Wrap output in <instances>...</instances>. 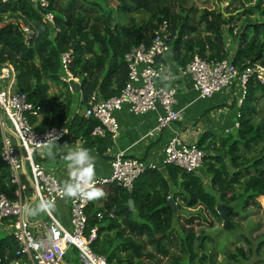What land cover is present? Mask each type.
<instances>
[{"label": "trees", "instance_id": "1", "mask_svg": "<svg viewBox=\"0 0 264 264\" xmlns=\"http://www.w3.org/2000/svg\"><path fill=\"white\" fill-rule=\"evenodd\" d=\"M48 1L47 10L27 0L0 2V23L5 18L9 20L0 30V69L4 66L14 68L15 91L26 94L35 111L42 115L41 130H36L40 133L65 127L72 115L75 95L70 85L61 81L64 54L72 53L69 71L79 80L83 105L96 92L107 101L119 96L126 86L128 68L125 56L134 48L148 46L158 27L166 21L172 34L173 57L181 67L189 64L195 55L208 62L229 60L240 72L254 64H264V8H261L264 0H259L256 6L263 17L262 24L245 20L246 24L238 34L234 33L233 24L248 12L243 8L242 0H228V6L218 11L204 10L200 15L204 23L202 28L191 20L196 9L186 11L181 6L180 13H173L172 8L186 0H113L118 5L116 18L112 15L113 9L108 7V0H72L71 9H64L59 0ZM237 1L244 13L235 18L229 10ZM141 10L150 16L143 27L122 25L124 16ZM47 13L54 15V24L46 22ZM21 27L30 30L31 39H25ZM202 32L204 38L198 36ZM228 40L231 41L229 46ZM261 99L264 100V86L252 80L239 106V129L235 136H227L223 141L225 156L210 154L205 159L210 188L219 197L208 192L202 176L188 174L173 166L164 172H146L136 181L131 192L110 186L103 206L98 208L90 203L87 210L89 229L98 227V240L93 245L95 252L106 257L109 264H131V261L121 260V254L130 253L134 260L140 261L144 245L136 239L143 238L156 254L169 260L168 264H190L184 256L171 254L178 247V241L173 227L175 213L167 206L169 200L176 203L178 209V200L182 199L187 209L204 207L212 216L222 218L217 210L219 205L234 207L240 200H246L245 207L248 208L257 197L264 196V135L262 127L253 122L254 103ZM75 120L69 126L70 134L78 137L82 133L89 139L97 123L93 119L76 117ZM75 124L80 131L74 130ZM1 145L0 126V150ZM258 148L259 153L254 155ZM16 190L10 170L0 156V195L15 200ZM130 201L134 208L130 207ZM98 214L103 218L99 219ZM234 214L237 213L234 212L230 220ZM200 239L197 241L204 247V239ZM180 241L181 251L194 256L196 238L193 231L186 233L183 230ZM263 246L261 243L257 254ZM16 250L12 236L1 237V264H10ZM238 253L230 259L246 258L243 250ZM204 260L205 256L201 259L202 264Z\"/></svg>", "mask_w": 264, "mask_h": 264}, {"label": "built area", "instance_id": "2", "mask_svg": "<svg viewBox=\"0 0 264 264\" xmlns=\"http://www.w3.org/2000/svg\"><path fill=\"white\" fill-rule=\"evenodd\" d=\"M9 1L0 0L3 4ZM27 1L43 10L49 7L48 0ZM45 20L54 24V15L47 13ZM2 28L0 26V30ZM21 29L26 40L32 38L28 28ZM171 37L170 24L166 21L158 27L148 46L134 48L125 56L128 81L120 95L107 101H98L92 96L87 103L85 117L97 122L91 132L93 138L117 140L120 127L115 114L123 109L135 116L158 114L156 126L146 137H155L181 120L177 90L157 85L163 74L159 59L172 52ZM72 61V53L62 56L61 81L64 83L75 80L69 71ZM178 72L191 80L201 100L220 95L237 85L241 92L238 105L241 106L252 80L264 86V64L261 63L240 72L229 60L208 62L195 55L185 67L180 66ZM15 82L13 67L0 69L1 159L10 170L12 183L17 186L15 200L0 195V233H8L17 245L15 258L10 264H74V260L79 264H109L108 259L97 254L93 248L98 240V227L89 229L87 210L91 193L113 185L131 192L140 176L148 171H163L173 166L188 174H197L204 166L207 154L196 144H185L178 136L169 140L159 164L130 159L125 151H118L113 158L110 177L89 180L80 176L71 181L73 194L69 200L70 228H67L52 211L55 204L67 197L63 184L39 159L41 152L65 139L67 128H53L41 133L36 131L31 118L38 112L26 94L14 91ZM24 176L32 185L34 201L40 204L48 218L45 231L37 232L30 220L32 200L21 194ZM97 217L103 218L101 214ZM72 252L74 255H71ZM1 261L0 257V264Z\"/></svg>", "mask_w": 264, "mask_h": 264}, {"label": "crops", "instance_id": "3", "mask_svg": "<svg viewBox=\"0 0 264 264\" xmlns=\"http://www.w3.org/2000/svg\"><path fill=\"white\" fill-rule=\"evenodd\" d=\"M173 56L174 54L171 52L165 58L159 59L163 74L157 81V85L162 88L177 90V108L182 110V116L178 123L173 124L171 128L155 137L146 136L157 124V113L135 116L126 109L115 114L120 127L119 137L115 141L111 138H93L91 134L89 139L84 138L82 133L78 137L71 135L69 126L76 117L88 119L85 117L87 104L83 105L82 103L81 91L79 94L72 92L75 95L74 100L78 98V104L76 110L74 112L72 110L68 124L63 127L67 128V136L62 142L45 149L39 156L40 162L58 176L65 189L66 199L55 204L52 211L54 216L67 228H70L69 200L73 194L71 181L80 176L89 180L110 177L113 158L118 151H125L126 156L130 159L159 164L163 160L164 150L169 140L178 136L185 144L202 146L203 149H206L207 156L210 154L225 156L223 141L227 136L236 134L238 130L236 124H238L240 117L238 105L241 95L240 88L234 85L220 95L201 100L193 89L191 80L182 77L178 72L180 66L177 65ZM77 83H79V80H77ZM93 96L98 101H104L98 92ZM260 101L263 100H258V102ZM32 118L37 119L32 120L36 130H41L42 115L37 113ZM74 126V130H81L76 124ZM164 171L165 169L161 172ZM198 175L202 176L206 188L211 189L210 176H208L204 167L198 172ZM22 187V196L32 200L30 220L35 230L37 232L45 231L48 226V218L40 204L34 201L32 185L25 176L22 177ZM108 189L109 187H105L98 188L96 192L93 191L91 193V203L101 208L108 195ZM216 196L218 197V195ZM255 204L264 210V196L257 197L255 203L250 205ZM130 207L134 208V205H130ZM112 216L114 217V215ZM3 233L4 237L9 236L8 233ZM71 255H74V252ZM69 258L72 261V258ZM74 264H79V262L74 260Z\"/></svg>", "mask_w": 264, "mask_h": 264}, {"label": "rangeland", "instance_id": "4", "mask_svg": "<svg viewBox=\"0 0 264 264\" xmlns=\"http://www.w3.org/2000/svg\"><path fill=\"white\" fill-rule=\"evenodd\" d=\"M72 0H59L58 3L64 9H71L70 2ZM82 0H77L81 2ZM108 7L113 9L112 15L116 18L118 14L117 3L113 0H108ZM259 0H242L243 8L247 9L248 12L239 18L234 24L235 34L239 33L243 29V25L246 24L245 20L249 21L251 24H262L263 17L260 12L256 9ZM230 2L224 0V5H221V0H186L185 3L176 4L173 7V13H180L182 7H185L186 11L194 8L197 12L191 14V20L194 21L199 27L202 28L204 23L200 19V15L204 10L218 11L224 9L228 6ZM80 4V3H79ZM68 7H65V6ZM77 4L75 5V7ZM242 5L237 1L234 3L229 13H232L236 18L238 14H243L244 9ZM261 8H264V4ZM254 10V11H253ZM253 11V12H252ZM150 19L149 14L146 11H134L124 16L121 23L123 26L130 27L131 25L135 28H141ZM6 20V21H5ZM5 21V22H4ZM120 21V20H119ZM9 20L5 18L0 26H6ZM262 29H264L262 27ZM198 36L205 37L204 32ZM231 44L228 40L227 46ZM15 71V70H14ZM16 73V72H15ZM15 91V88H14ZM78 104V98L73 101L72 110H76V105ZM256 108L255 116L253 117V122L255 125L262 127V132L264 135V100L254 103ZM237 133V131H236ZM233 134L232 136H235ZM260 148L255 150L254 155L259 153ZM29 170V167H28ZM208 189V187H207ZM215 195V192L211 191ZM219 197V195H218ZM246 200H240L234 205V214L232 220L233 225L230 230L226 231L223 229V220L219 216H212L209 211L204 207H199L196 209H187L184 207L182 199L178 200L179 209L176 204V213L174 220V236L178 241V247L171 251L172 255H182L186 259L187 263L190 264H202L201 259L205 256L204 264H264V246L262 247L260 254H257V250L260 244H264V210L258 206L250 205L248 208L245 207ZM233 212V213H234ZM232 213V215H233ZM138 220V218L136 217ZM233 227V228H232ZM183 230L188 233L190 230L193 231L196 241H194L193 252L194 256H189L181 251V234L183 235ZM0 238L4 237V233H0ZM136 238V237H135ZM198 238L204 239V247H201ZM200 239V240H201ZM139 243L144 245L143 257L140 261L134 260L130 253L121 254L120 259L125 261H131V264H137V262H142L144 264H168L169 260L163 258L156 254L152 247L147 245V242L143 238L136 239ZM238 250H243L245 257H237L238 260L234 261L230 259V256H237ZM150 255H152L150 257Z\"/></svg>", "mask_w": 264, "mask_h": 264}, {"label": "water", "instance_id": "5", "mask_svg": "<svg viewBox=\"0 0 264 264\" xmlns=\"http://www.w3.org/2000/svg\"><path fill=\"white\" fill-rule=\"evenodd\" d=\"M69 85L74 94L80 93L79 84L77 82L71 81ZM130 205H133L132 201H130ZM167 206L170 207L174 213H176V204L172 200H169ZM217 210L220 213L222 220H223V229L226 231L230 230V227L233 225L230 220V216L234 212V208L231 206H227V205H219L217 207Z\"/></svg>", "mask_w": 264, "mask_h": 264}, {"label": "clouds", "instance_id": "6", "mask_svg": "<svg viewBox=\"0 0 264 264\" xmlns=\"http://www.w3.org/2000/svg\"><path fill=\"white\" fill-rule=\"evenodd\" d=\"M73 78H74V77H73ZM74 79H75V78H74ZM77 80H78V79H75L74 81L77 82ZM69 83H70V82H69ZM78 84H79V83H78ZM238 124H239V123H238ZM238 129H239V128H238ZM202 151H203V150H202ZM204 152H205V151H204ZM205 153H206V152H205ZM204 163H205V162H204ZM203 167H204V166H203ZM202 169H203V168H202ZM202 169H201V170H202ZM197 174H198V173H197ZM231 207H232V206H231ZM234 210H235V209H234ZM231 216H232V215H231ZM231 216H230V217H231Z\"/></svg>", "mask_w": 264, "mask_h": 264}]
</instances>
